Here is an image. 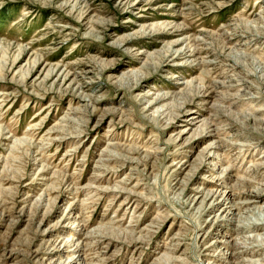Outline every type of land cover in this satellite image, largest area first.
Returning <instances> with one entry per match:
<instances>
[{"label":"rangeland","instance_id":"rangeland-1","mask_svg":"<svg viewBox=\"0 0 264 264\" xmlns=\"http://www.w3.org/2000/svg\"><path fill=\"white\" fill-rule=\"evenodd\" d=\"M255 190L264 0H0V264H264Z\"/></svg>","mask_w":264,"mask_h":264},{"label":"bare ground","instance_id":"bare-ground-1","mask_svg":"<svg viewBox=\"0 0 264 264\" xmlns=\"http://www.w3.org/2000/svg\"><path fill=\"white\" fill-rule=\"evenodd\" d=\"M211 161V160H210ZM260 165H262V164H260ZM215 193V192H214ZM218 194V193H217ZM196 195V194H195ZM210 197H213L212 196V194L211 193H209V195L208 196H206V199H207V201L208 200H210L211 198ZM197 197L196 196H194V199H196ZM249 198H250V201H251V203L252 202H256L257 200H259V199H262L261 201H263L264 202V199H263V197L261 196V194L259 193V191H253V192H251L250 193V196H249ZM248 198V199H249ZM201 199H203V198H201ZM196 201V200H195ZM206 201V200H205ZM209 203H211V201L209 202ZM250 204V203H249ZM203 205V204H202ZM217 205V204H216ZM216 205H214V206H216ZM206 206V205H205ZM221 207V206H220ZM208 208V207H207ZM211 211V210H210ZM222 211H225V210H222ZM223 213V212H222ZM255 220H257L259 223V226H262L263 227V232L261 233V234H259V235H257L255 238L257 239V241H259L260 242V245H262V247H264V206H260V207H258L257 208V217H256V219ZM252 225V224H251ZM252 236V235H251ZM248 238V237H247ZM235 249V248H234ZM264 249V248H263ZM259 257V256H258ZM258 260V259H257ZM70 261V260H69ZM255 262V261H254Z\"/></svg>","mask_w":264,"mask_h":264}]
</instances>
